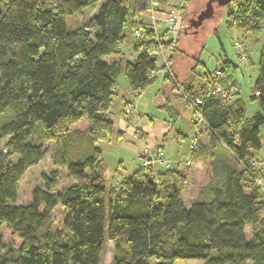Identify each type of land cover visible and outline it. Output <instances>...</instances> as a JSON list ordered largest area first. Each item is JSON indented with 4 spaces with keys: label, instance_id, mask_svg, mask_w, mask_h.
I'll list each match as a JSON object with an SVG mask.
<instances>
[{
    "label": "trees",
    "instance_id": "16d2710c",
    "mask_svg": "<svg viewBox=\"0 0 264 264\" xmlns=\"http://www.w3.org/2000/svg\"><path fill=\"white\" fill-rule=\"evenodd\" d=\"M171 1H1L0 223L18 235L22 244L18 249L5 248L0 233V264H101L107 239L114 246L112 264H175L178 259L264 264V195L255 182L260 171L250 165L262 150L264 47L251 98L258 101L259 110L252 119L246 118L243 102L223 103L206 89L217 71L224 87L237 83L236 66L229 61L198 76L197 60L190 85L180 93L203 113L204 131L210 137L203 151L199 143L194 156L207 161L217 146L223 150L213 164L211 179L190 208L183 198L188 176L172 168L157 172L158 183L151 180L149 171L139 169L107 190L99 144L115 132L108 116L119 78L127 76L132 96H140L154 83L150 74L158 69L165 80L180 87L175 73L172 79L151 57L158 46L156 33L148 20H139L152 2L167 8ZM92 10L96 13L89 20L68 29L67 17H81ZM258 16H264V0H247L229 14L228 23L253 30L251 23ZM136 27L142 30V38L133 43L137 56L130 61L118 48L128 39L130 28ZM131 99L126 100L125 110L133 104ZM83 119L89 128L79 133L74 126ZM38 123L46 141L60 144L52 160L67 168L74 184L54 192L59 184L55 171L44 177V187L34 189L31 203L17 204L24 175L49 153L42 143L32 141ZM14 155L19 156L17 161ZM60 203L66 212L63 224L68 240L61 232L49 230Z\"/></svg>",
    "mask_w": 264,
    "mask_h": 264
},
{
    "label": "rangeland",
    "instance_id": "374dc122",
    "mask_svg": "<svg viewBox=\"0 0 264 264\" xmlns=\"http://www.w3.org/2000/svg\"><path fill=\"white\" fill-rule=\"evenodd\" d=\"M2 0H0L1 3ZM200 0H190L189 7L184 11V27L188 28V18L191 15V10L195 7ZM247 0H233L228 5L222 6L219 4H215V15L214 17L205 19L203 25L199 27L195 33L192 31L187 33H182L178 42L179 53L185 52L191 58H199L200 64L197 68L198 76L204 75L206 72H213L216 69H219L223 66V63L229 61L231 65H235L234 68L235 78L240 83L241 88V98L244 99L246 104V118L252 119L254 111L258 110V101H254L251 99V95L254 94V86L257 81L259 75V62L261 57V52L264 47V16H258L257 20H253L251 25L254 26L252 29L247 26H230L228 23L229 14L232 13L237 6L244 4ZM96 12L88 11L85 15L81 17L77 16H69L66 18L67 27L69 30L77 28L79 25L83 24L87 20H89ZM233 16V18H235ZM131 29V28H130ZM162 30V28H161ZM237 38H241L246 46L248 60L242 61L239 59L235 49V41ZM129 48L133 49V39L131 37V31L128 32V39L122 45V50L125 53V57L127 60L133 61L135 59L134 55H129ZM181 49V50H180ZM134 51V49H133ZM177 52V51H176ZM175 52V54H176ZM173 60V58H172ZM187 73V68H185V75ZM184 76H179L178 80L180 83L179 88H173L172 83H166L163 80V74H160L157 80L152 83L144 92L138 96L139 102L141 98L143 99L140 103L143 106L141 112L148 113L150 118L146 115L141 119L147 125H157L159 121H163L165 119L172 120V109L167 108H157L154 106V101L156 95L159 93L160 87L163 88L159 95L160 104L165 103L166 99H163L161 94H172L173 96H179L177 103L174 102L175 99H172V103L174 106L179 108V112L182 115L178 121L177 129H181L183 132L187 130L189 124L188 113H190V109L188 108V104L185 99L180 96L181 91L184 88ZM124 88H128V80L122 75L120 77L118 92L124 91ZM129 97V96H128ZM132 97V96H131ZM131 99V98H130ZM115 104V101L113 105ZM137 101L134 102L133 105H129L132 107L131 112H127V115H123L124 119L131 121V128L123 140L119 143H114L112 145H107L106 141H102L99 145L103 150V162L101 165L102 175L104 176L105 184L107 186V190L113 184H115L116 180L127 177L129 173H134L141 168L142 165V152L145 147L148 145L144 144V142L140 139L134 137L135 130L140 127V123H136L135 117H137V112L135 108L137 106ZM134 109V110H133ZM145 109V110H144ZM137 110V109H136ZM84 120V119H83ZM88 121L79 122L75 125L74 129L79 133H83L87 131ZM261 139L263 142V148L260 154L257 156L263 160L262 167L260 170V175L264 181V127L261 129ZM32 141L36 143H42L46 149H48L49 153L46 158L37 166L30 168L23 179L20 182V186L18 189V200L17 204L27 205L32 201L33 191L37 187H44L45 180L44 177H50L53 172H59V184L54 192L59 193L64 189L70 187L74 184V181L68 177V171L66 167L56 165L52 160V154L60 147L55 141H46L45 133L43 127L40 123L37 124L36 130L33 134ZM191 143L190 133L188 132V139H184L181 141L179 146H175L174 144L167 146L168 158L171 159L173 154H177V158H179L183 164L181 165V171L185 174H192L195 168L200 167L199 177L202 182L207 186V181L212 176L213 164L216 163L220 159V153L222 147H216L214 150L215 155L211 154L208 157V160L200 164L199 166L194 165L193 163L188 167L186 161L190 157L188 152V147ZM152 146V145H150ZM4 150V145L0 146V152ZM188 156V157H187ZM19 156L14 155L12 159L17 161ZM228 159L238 167V163L235 161V158L228 154ZM122 161V162H121ZM198 160L197 163H199ZM163 167H158L157 169H162ZM122 170L123 175L120 173L117 178L118 171ZM125 171V172H124ZM203 186V187H205ZM202 187V188H203ZM194 189L191 187V184L187 181L185 193H184V201L187 206L190 205L194 195L192 191ZM65 209L62 203H60L53 211L51 216V222L49 230L53 233L61 232L63 234V238L68 240L69 233L64 228V219H65ZM45 232V231H43ZM0 233L4 238L5 248H14L18 249L22 240L15 235L13 231L6 225L0 223ZM247 234L251 236V227L247 228ZM115 257V251L113 243L107 239L102 263L101 264H112ZM152 264H155L154 261ZM175 264H203L202 260L198 259H178Z\"/></svg>",
    "mask_w": 264,
    "mask_h": 264
},
{
    "label": "built area",
    "instance_id": "2783aa9c",
    "mask_svg": "<svg viewBox=\"0 0 264 264\" xmlns=\"http://www.w3.org/2000/svg\"><path fill=\"white\" fill-rule=\"evenodd\" d=\"M186 4L187 0H172L167 8H162L159 3L152 2L150 9L147 12L140 14L139 18L140 21L143 19L148 20L152 28L155 30L158 46L156 50L152 51L151 57L157 59L159 63L165 67L166 71L169 72V75L172 79H174L172 58L177 51L180 36L185 29L184 11L186 10ZM130 31L133 43L139 41L142 38V30L139 27L130 29ZM118 49L122 50V47ZM235 49L240 60H248L246 46L241 38H237V40L235 41ZM162 72V70L158 69L150 74V78L157 79L158 76L162 74ZM220 77V71L214 73L211 76L208 85H206V89L212 95L219 97L221 99V102L229 103L234 99V97L239 94L241 89L240 83L237 81L235 85L224 87L218 82ZM256 95H259V93L257 92ZM137 97V95L132 96L131 100L133 104L136 101ZM197 103L201 105L202 100H198ZM192 109L194 113V128L190 132V157L186 161L187 165H191L193 163L194 155L199 147L200 137L207 127L203 113L200 110H197L195 107H193ZM126 110L130 113L132 107L129 106ZM141 157L142 165L140 169L147 172L149 171L152 175L151 180L155 183H158L159 179L157 176V168L169 166L165 149L161 145H148L144 148ZM262 163V159H260L259 157H255L251 160L250 165L253 169L260 171ZM255 182L264 195V181L260 173L256 175ZM115 186H119V184L116 183Z\"/></svg>",
    "mask_w": 264,
    "mask_h": 264
},
{
    "label": "crops",
    "instance_id": "0c3cea01",
    "mask_svg": "<svg viewBox=\"0 0 264 264\" xmlns=\"http://www.w3.org/2000/svg\"><path fill=\"white\" fill-rule=\"evenodd\" d=\"M123 53H124V51H123ZM129 55H132V56L134 55V57H136L137 53H135L132 48H129ZM111 59L112 58H107L108 61L111 60ZM197 60L200 61L199 58H191V57H189L187 55V53H185V52L179 53V46L177 47V52L174 55L173 60H172V68H173V71H174L175 75L177 76V78L179 76H182V77L184 76V78H185L184 79L185 80L184 87L187 84L190 85V83H191L192 69L194 68ZM185 68H187L186 75H185ZM196 71H197V69H196ZM122 75H124L127 78V76L125 74H122ZM234 77H235V75H234ZM127 80H128V78H127ZM163 80L166 83H171L170 81L165 80L164 76H163ZM119 82H120V78H119ZM198 83L199 82L196 81L195 85H197ZM118 87H119V84H118L117 88L115 89V93H116V96H115V99H114L115 104L114 105L112 104V107H111V110H110L109 116H108L109 119L112 120L113 123H114L115 132H114L113 136L110 139L106 140V144L107 145H112L114 143L121 142L123 140V138L125 137V134H127L129 132L130 128H131L130 123H131L132 120L129 122V120L124 119L122 117V114L123 115H127L126 112H125V108H126V104H127L126 100H130V98H131V96L133 94V89H132V87L130 85L129 80H128V88H124V91L118 92ZM162 88H163V84H162V87H160V89H159V93L155 97L154 106L157 107V108L160 107V108L172 109V116H173V117H171L172 120L165 119L163 121H159L157 125H150V124L147 125V124H145V121L143 122V120H142V123H141V119L143 118V116L146 115L148 118H150V115L148 113H146V112H144V114L142 113L143 111L141 112V110L143 109V106H141L140 103L142 102L143 99L141 98L140 102H139V99H136L138 104H137V106L135 108V111H138V112H137V117H135L134 121L136 123H138V124L140 123V127L137 129V131L135 130L134 137L137 138V139L142 140L144 142V144H146V145H148V144L152 145V146L161 145L165 149L166 157H167L168 156V152H167V146L168 145L174 144L175 146H178L177 148L179 149L181 141L184 140V139H188V132L190 133L193 130V128H194V123H193L194 113H193L192 107L186 101L187 104H188V108L190 109V113H188L189 124H188L187 130L185 132H183L181 129L180 130L177 129L178 121H179V119H180V117L182 115L179 112V108L177 106H174V104L172 103V99H175L174 102L177 103L176 100L178 101V99H179L178 97L179 96L177 97V96H173L172 94H168V95L167 94H161L163 99H166L167 101H166V104L165 103L160 104L159 95L161 93ZM173 88H175L174 85H173ZM240 92H241V89H240ZM240 92H239V94L236 97H234V99L231 102V105L235 104L238 101H241V102H243L245 104L244 99L241 98ZM180 96H181V94H180ZM252 96L253 95H251V98H252ZM181 97L183 99H185L183 96H181ZM245 107H246V104H245ZM258 110H259V108H258ZM257 111L256 110L254 111L253 116L257 113ZM82 121H86V119H84ZM82 121H80V122H82ZM88 128H89V124L87 125V130H88ZM209 138H210L209 137V133L207 131H204L202 136L200 137V144H201L200 151L204 150V149H202L203 146H208ZM261 141H262V139H261ZM189 148H190V145L188 147V152H189ZM262 148H263V142H262ZM167 160H168L169 166L168 167H163L162 169H157V172H163V171H166L169 168L176 169V170H182L181 169V165L183 164V162L179 158H177V154L176 153L173 154L171 159H169L167 157ZM198 160H200L199 163H197ZM193 162H194L193 163L194 165L199 166L200 164H202L205 161H203L202 159H198L197 156H194ZM189 166L190 165H188V167ZM117 171H118L117 178H118V175L120 173L122 175L124 174V173H122V170H120V169L117 170ZM137 172L138 171L134 172L133 174L129 173L127 175V177L119 179V180L117 179L115 182L116 183H118V182L121 183L125 179L133 176ZM191 173L192 174L188 175V182L191 184V187L194 189L192 191V194L194 195V198L192 199V202H190L189 206L186 205L188 208H190L192 203L198 198L201 188L206 185V183L204 184L202 182V180L199 177V175L197 176V174H200V167L195 168V170H193V172H191ZM212 173H213V171H212ZM209 180H210V178L208 179L207 183L209 182ZM115 184L111 185L109 187L108 191H112L113 190L112 187ZM184 193H185V191H184ZM184 193H183V198H184Z\"/></svg>",
    "mask_w": 264,
    "mask_h": 264
},
{
    "label": "flooded vegetation",
    "instance_id": "af4514ba",
    "mask_svg": "<svg viewBox=\"0 0 264 264\" xmlns=\"http://www.w3.org/2000/svg\"><path fill=\"white\" fill-rule=\"evenodd\" d=\"M210 0H200L198 4L192 8L191 10V15L188 18V28L184 29V33L187 32H193L196 34L198 28L203 25V22L200 21L199 16L203 15L207 9H208V3ZM215 4H218L217 1L214 2V9H215ZM215 15V11H214ZM213 15V17H214Z\"/></svg>",
    "mask_w": 264,
    "mask_h": 264
},
{
    "label": "water",
    "instance_id": "95a60500",
    "mask_svg": "<svg viewBox=\"0 0 264 264\" xmlns=\"http://www.w3.org/2000/svg\"><path fill=\"white\" fill-rule=\"evenodd\" d=\"M217 1L219 5L225 6L232 2V0H210L208 3V9L207 11L199 16V19L201 22H203L205 19L211 18L214 15V2Z\"/></svg>",
    "mask_w": 264,
    "mask_h": 264
}]
</instances>
